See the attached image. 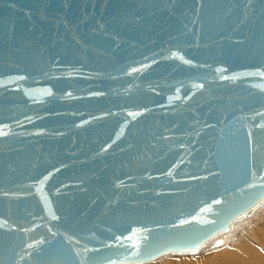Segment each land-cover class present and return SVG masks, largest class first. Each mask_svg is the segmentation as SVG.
Here are the masks:
<instances>
[{
  "label": "water",
  "instance_id": "obj_1",
  "mask_svg": "<svg viewBox=\"0 0 264 264\" xmlns=\"http://www.w3.org/2000/svg\"><path fill=\"white\" fill-rule=\"evenodd\" d=\"M263 202L264 0H0V264L197 255Z\"/></svg>",
  "mask_w": 264,
  "mask_h": 264
},
{
  "label": "bare ground",
  "instance_id": "obj_2",
  "mask_svg": "<svg viewBox=\"0 0 264 264\" xmlns=\"http://www.w3.org/2000/svg\"><path fill=\"white\" fill-rule=\"evenodd\" d=\"M235 222L229 232H221L217 237L224 239V244L221 246L212 247L213 241L208 246L203 247L197 255L162 256L157 259L161 260L159 262H165L164 264L175 262L184 264H264V241L262 242L257 236L260 227L264 232V226H262L264 225V202L256 207L249 216ZM238 223L240 224L239 227L243 228L237 232L234 227ZM261 234L264 235V233ZM248 240L255 241V245L261 248L262 251L255 245L251 246ZM210 249L211 251L214 249L215 252L203 254ZM155 262L153 263L159 264Z\"/></svg>",
  "mask_w": 264,
  "mask_h": 264
},
{
  "label": "rangeland",
  "instance_id": "obj_3",
  "mask_svg": "<svg viewBox=\"0 0 264 264\" xmlns=\"http://www.w3.org/2000/svg\"><path fill=\"white\" fill-rule=\"evenodd\" d=\"M238 221V220H237ZM240 222V221H239ZM236 223V222H235ZM240 226V224L238 223V225H235V230L238 232L240 229H242L243 227H239ZM262 226H264V225H262ZM255 230V229H254ZM236 232V233H237ZM254 232V231H253ZM261 233H264L263 232V230H262V227H260V229L258 230V232H257V236L261 239V241L263 242L264 241V235L263 234H261ZM248 243L252 246V245H255V241H250V240H248ZM256 246V245H255ZM256 247H258V246H256ZM259 248V247H258ZM224 249V248H223ZM227 249V248H226ZM260 250H261V248H259ZM213 251H211V249L210 250H207V251H205L206 253H203V254H207V253H211V252H215V250L214 249H212ZM219 251V250H218ZM262 251V250H261ZM220 252H221V250H220ZM202 254V255H203ZM163 256H183V255H172V254H167V255H163ZM162 256H160L158 259H160ZM158 259H156L155 261H153V262H155V263H159V264H164L165 262H159V261H161V260H158ZM158 260V261H157ZM153 262H149V263H146V264H154ZM170 264H184V263H177V262H175V263H170ZM194 264H197V263H194Z\"/></svg>",
  "mask_w": 264,
  "mask_h": 264
},
{
  "label": "snow or ice",
  "instance_id": "obj_4",
  "mask_svg": "<svg viewBox=\"0 0 264 264\" xmlns=\"http://www.w3.org/2000/svg\"><path fill=\"white\" fill-rule=\"evenodd\" d=\"M216 203H219V201H216ZM219 243H220V242L218 241V242H217V245H218ZM192 250L195 251L196 249L193 248Z\"/></svg>",
  "mask_w": 264,
  "mask_h": 264
}]
</instances>
